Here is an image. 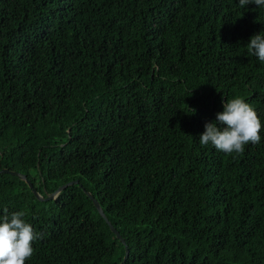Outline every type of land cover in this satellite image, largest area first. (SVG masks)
I'll return each mask as SVG.
<instances>
[{"label": "trees", "instance_id": "obj_1", "mask_svg": "<svg viewBox=\"0 0 264 264\" xmlns=\"http://www.w3.org/2000/svg\"><path fill=\"white\" fill-rule=\"evenodd\" d=\"M0 264H264V0H0Z\"/></svg>", "mask_w": 264, "mask_h": 264}, {"label": "water", "instance_id": "obj_2", "mask_svg": "<svg viewBox=\"0 0 264 264\" xmlns=\"http://www.w3.org/2000/svg\"><path fill=\"white\" fill-rule=\"evenodd\" d=\"M1 174H9L12 177H17L19 179H21L22 181H24L29 189L31 190V193L33 194V196L36 198V200L40 201V202H44V201H51L54 200L64 189H66L69 186L72 185H78L79 187H81V185H79L78 180L75 181H70L66 184H63L61 186H59L53 193H49L46 194L45 196H42L33 186V184L26 178L25 175H22L20 173H17L15 171H10L8 169H2L0 171V175ZM84 194L89 198V200L91 201L92 205L94 206V208L96 209V211L98 212V214L100 215V217L103 219V221L105 222V224L107 225V227L109 228V230L111 231V233H113L116 236V239L122 244V246L124 247V257L122 259V262L119 264H124L129 256V247L126 244L124 238L120 235V233L116 230V228L111 224V222L107 219V217L105 216L103 209L101 207V205L99 204V202L94 198V196L86 191L85 189H82Z\"/></svg>", "mask_w": 264, "mask_h": 264}]
</instances>
